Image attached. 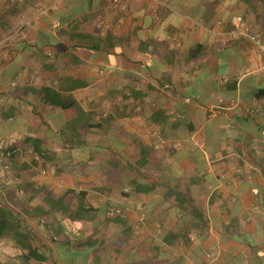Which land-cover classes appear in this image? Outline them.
Here are the masks:
<instances>
[{
    "label": "crops",
    "instance_id": "1",
    "mask_svg": "<svg viewBox=\"0 0 264 264\" xmlns=\"http://www.w3.org/2000/svg\"><path fill=\"white\" fill-rule=\"evenodd\" d=\"M10 1L0 207L43 264H264V0Z\"/></svg>",
    "mask_w": 264,
    "mask_h": 264
},
{
    "label": "trees",
    "instance_id": "2",
    "mask_svg": "<svg viewBox=\"0 0 264 264\" xmlns=\"http://www.w3.org/2000/svg\"><path fill=\"white\" fill-rule=\"evenodd\" d=\"M59 106L65 107L64 104L59 103ZM63 238V240H62ZM1 239H11L14 241L16 248L20 251V255L22 256L25 263H28L30 260H34L38 263H44L46 258L42 255L37 254L36 248L33 247L37 238L32 237L30 233L23 229L22 222L18 219H15L8 210L0 207V240ZM52 243L57 248V253H52L51 255L56 257L59 255V252L69 255L67 260H71V263L74 262L76 258V253L69 250L71 247L72 239L68 236H61L58 232L51 235L50 237ZM64 247L61 251L60 249Z\"/></svg>",
    "mask_w": 264,
    "mask_h": 264
},
{
    "label": "built area",
    "instance_id": "3",
    "mask_svg": "<svg viewBox=\"0 0 264 264\" xmlns=\"http://www.w3.org/2000/svg\"><path fill=\"white\" fill-rule=\"evenodd\" d=\"M45 12V9L41 8V9H37L35 14H34V17L33 19H35L36 21L39 20V16L41 14H43ZM240 18L237 17V21L240 22ZM243 33L244 35L248 36V34L244 31V28H242V25L239 24V26H237L235 28V31L232 33L233 35H237V34H241ZM254 42L255 44L259 47V49H261L262 51H264V43H262L259 39H256L255 37L251 36L250 37ZM122 214V210L120 208H115V209H112L108 212V217L110 218H113V217H116L118 215H121Z\"/></svg>",
    "mask_w": 264,
    "mask_h": 264
},
{
    "label": "rangeland",
    "instance_id": "4",
    "mask_svg": "<svg viewBox=\"0 0 264 264\" xmlns=\"http://www.w3.org/2000/svg\"><path fill=\"white\" fill-rule=\"evenodd\" d=\"M8 5L14 4V2H11L10 0H6ZM49 239V238H48ZM52 243V242H51ZM39 253L47 254L49 255V252L46 251V249L43 247H39ZM82 260V259H79ZM5 264H37L34 261H29L28 263H25L20 253L12 254L11 256L7 257V262ZM43 264V263H38Z\"/></svg>",
    "mask_w": 264,
    "mask_h": 264
}]
</instances>
